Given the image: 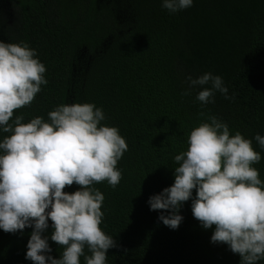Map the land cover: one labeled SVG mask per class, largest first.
Wrapping results in <instances>:
<instances>
[{
	"label": "trees",
	"instance_id": "trees-1",
	"mask_svg": "<svg viewBox=\"0 0 264 264\" xmlns=\"http://www.w3.org/2000/svg\"><path fill=\"white\" fill-rule=\"evenodd\" d=\"M0 41L27 42L46 67L47 84L12 119L47 120L57 105L91 102L105 114L101 123L126 140L120 183L93 185L104 195L100 227L118 245L107 250L106 264H240L226 244L210 241L214 226L202 228L191 200L179 209L176 229L158 219L166 210H150L147 200L173 183V157L205 120L201 111L252 139L261 154L253 167L264 181V149L253 139L264 135V0H193L175 13L162 0H0ZM205 72L220 75L234 98L217 92L201 106L200 87L182 95L186 77ZM51 223L42 235L59 258ZM31 231L0 230V264H33L25 259Z\"/></svg>",
	"mask_w": 264,
	"mask_h": 264
},
{
	"label": "clouds",
	"instance_id": "clouds-1",
	"mask_svg": "<svg viewBox=\"0 0 264 264\" xmlns=\"http://www.w3.org/2000/svg\"><path fill=\"white\" fill-rule=\"evenodd\" d=\"M192 4L162 0L170 13ZM45 72L27 42L0 41V132L9 133L0 139V230L32 228L25 259L33 264H81V257L84 264H106L107 250L118 245L100 227L104 195L93 185L106 181L115 188L120 183L116 166L128 145L117 127L101 123L105 114L91 102L57 105L47 120L12 119L14 110L30 105L47 84ZM186 80L182 95L200 87L195 100L201 106L213 103L217 92L234 98L220 75L205 72ZM198 115L205 120L190 130L187 148L173 157V183L150 195L147 204L150 210H166L158 219L176 229L183 220L179 209L191 200L202 228L214 226L211 242L226 244L239 254L240 264H257L264 259V181L253 165L261 154L252 139L239 131L230 134L222 119L203 111ZM253 139L264 149V135ZM74 183L77 190H63ZM49 220L50 239L62 247L59 258L49 254V235H42Z\"/></svg>",
	"mask_w": 264,
	"mask_h": 264
}]
</instances>
